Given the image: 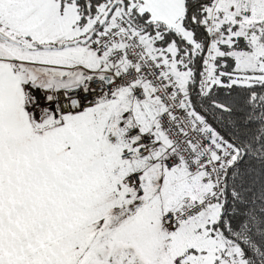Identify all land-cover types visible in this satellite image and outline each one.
Segmentation results:
<instances>
[{"label": "snow or ice", "instance_id": "1", "mask_svg": "<svg viewBox=\"0 0 264 264\" xmlns=\"http://www.w3.org/2000/svg\"><path fill=\"white\" fill-rule=\"evenodd\" d=\"M0 264H264V0H0Z\"/></svg>", "mask_w": 264, "mask_h": 264}]
</instances>
